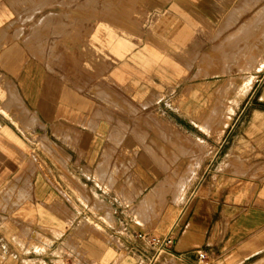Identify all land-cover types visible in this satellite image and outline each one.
I'll return each mask as SVG.
<instances>
[{
  "label": "rangeland",
  "instance_id": "obj_1",
  "mask_svg": "<svg viewBox=\"0 0 264 264\" xmlns=\"http://www.w3.org/2000/svg\"><path fill=\"white\" fill-rule=\"evenodd\" d=\"M149 1L0 0V51L6 49L11 51L9 62L0 61L6 66L10 65L5 71L0 64V127L1 124H8L21 134L27 150L26 153H22V167L31 164L67 199L63 200L60 197L53 201L39 199L35 201L36 206L39 209L47 206L64 208L69 213L62 216L66 223L84 224L88 230L85 235L95 234L108 245L113 243L120 245L118 236L109 228L114 227L126 233L121 218L122 220L126 218L135 229L163 234L170 229L189 195L210 192V189L218 193L222 189L229 191L240 189L239 182H226L228 181L224 180L226 176L234 177L235 181H239L240 178L250 181L261 179L264 175V169L259 168L258 163H254L259 155L256 150L264 151V0H221L220 13L197 24V31L187 48L171 41L163 29L162 32L156 29L163 12L160 11L158 4L151 6ZM163 1L159 2L161 7L166 4ZM121 18L124 20L121 21ZM118 38L124 39L128 46L151 43L161 49L181 53L186 59L187 68L190 69L187 77L192 81L196 80L198 85L204 80L212 82V88L207 92L209 97L207 104L198 105L204 109L197 111V113L208 111L207 118L191 117L196 128L187 121H182L186 127L195 128L197 138L203 141L204 145L193 151L182 150L177 143L187 141L181 137L186 133L180 134L173 125L175 114L173 112L175 106H178L177 97L189 92L190 85L187 83L192 81L184 77L185 81L181 85H187L173 92L169 89L170 92L163 97L164 100L160 104L157 101L162 94L151 92L145 97L152 99L146 106L142 105V101L136 96L129 95L128 88L118 87L113 83L107 70L120 56V51L115 48ZM258 53H261L262 62L257 61ZM13 54L15 55L12 56ZM13 58L18 68L22 63L26 73L32 65L42 73L46 71L57 75L80 93L95 97V112L102 110L103 113L97 111L98 113L94 115L104 124H94L90 127L107 128V140L114 147L116 145L114 151L106 154V158L123 161L127 157L120 151L119 145L124 147L125 144H137L152 160L154 167L149 170L156 179L146 190L167 177L173 170L178 172L183 188L175 193L173 198L172 191L165 195V204L174 209L173 217L166 227H160L157 219L146 220L139 217L136 212L137 206L145 191H136L129 183V177L123 172L128 170L125 166L112 168L110 174L115 177L113 180L118 182L111 184L112 186L106 185L113 190L111 194L117 198L107 200L112 207L114 221L105 220L91 205L90 200L94 194L91 187L85 185L89 198L81 195L84 190L68 171L65 165L66 158L62 155L60 147L61 140L52 134V129L58 127L68 130L70 135L67 139L69 144L74 146L79 143L78 131L70 125L75 126L77 122L83 124L84 122L75 116H71L69 121L60 119L59 116L67 117V114L66 110L58 109L56 119L50 120L47 124L39 121L37 125L29 127L34 122L28 125L32 120L28 119L30 116L23 111L25 109L20 110L17 103L7 101L5 82L7 79H13ZM99 86L118 91L125 100L138 107L137 111L122 105L106 103L94 90ZM240 88L242 93L238 94ZM168 98L170 100H167ZM8 102L10 103L8 108L13 107L12 113L7 108ZM230 106H233V111L228 113ZM13 114L15 117L20 116L25 125L21 124V120L15 122ZM238 118L240 119L236 120ZM118 126L119 130L116 129ZM230 129L234 132L240 130L242 135L240 139L243 140L237 144L238 157L222 164L230 140L229 134L232 132ZM43 135H46L57 149L54 157L49 156L38 145ZM251 138L256 140L255 149L252 148V142L247 140ZM49 159L58 164L61 176L68 181L69 194L56 182L47 164ZM189 163L196 164L190 166ZM119 176L122 178L119 179ZM231 179L229 178V181ZM245 187L254 194L257 193L259 185L249 182ZM23 198L24 196L21 200ZM171 199L173 203L170 202ZM250 200L257 204L263 203L257 195ZM24 204L26 203L22 202V206ZM42 218L37 217L38 231L48 230ZM90 220L94 224L90 223ZM24 234L27 235L28 232ZM31 235L33 236L32 233ZM33 237L43 244L52 243L43 235ZM53 245L58 246L59 242L54 241ZM109 246H111L109 250L115 253L116 247ZM85 249L86 246H81L76 240L65 247L62 246L63 252L68 253L69 264H94V261L89 259L91 255ZM124 255L122 249L120 252L117 251L116 262Z\"/></svg>",
  "mask_w": 264,
  "mask_h": 264
},
{
  "label": "crops",
  "instance_id": "obj_2",
  "mask_svg": "<svg viewBox=\"0 0 264 264\" xmlns=\"http://www.w3.org/2000/svg\"><path fill=\"white\" fill-rule=\"evenodd\" d=\"M160 1H149L151 6L158 4L160 11L163 12L156 29L158 31L163 29L171 41L183 48H187L190 44L197 31V24L205 18L212 19L217 16L222 6L221 0H164L163 3L166 4L163 7L160 6ZM120 20L123 21L124 18ZM115 48L120 51V56L108 68L107 74L115 85L128 88L129 95L136 96L144 106L151 103L152 99L145 98L151 92L162 94L157 101L160 104L164 100L163 97L165 98L170 92L169 89L173 92L182 86L184 77L192 81L186 75L190 70L186 66V59L183 58V54L174 50H164L151 43L128 46L122 38L117 39ZM9 52H11L10 49L0 51V61L9 62L11 59ZM13 61V79H7L5 82L7 101L17 103L20 110L25 109L23 111L30 116L28 119L32 120L28 125L34 122L29 127L37 125L39 121L47 124L50 120L56 119L58 109L66 110L67 114V117L59 116L60 119L69 121L71 116H75L79 121L84 122V124L77 122L75 126L70 125L78 131L79 143L74 146L70 145L67 139L70 135L68 130L58 127L52 129V134L61 140H59L60 147L62 155L66 158L65 165L68 171L84 190L81 195L89 198L85 185L91 187L94 191L90 200L91 205L105 220L114 221L115 216L107 200L117 198L111 194L113 190L106 185L118 182L113 180L115 177L110 174L111 169L125 166L128 170L123 172L129 177V183L136 191H145L137 206L136 212L139 217L146 220L157 219L160 227H166L173 217L174 209L172 210L169 204H165V195L172 191L173 198V195L182 188V179L178 177V172L173 170L167 177L146 190L155 182L156 176L149 170L154 165L142 147L137 144H125L124 147L119 145L118 148L127 158L123 161L106 158V154L114 151L116 145L114 147L107 140V128L90 127L94 124H104V122L100 123V118L94 115L98 111L95 112V97L80 93L57 75L46 71L42 73L32 65L26 73L22 63L18 68L15 65V59ZM0 64L5 71L7 67H10V65ZM187 84L190 85L189 92L177 97L178 106H175L173 112L175 113L173 125L180 134L186 133L183 137L177 132L187 140L185 143H177L180 148L193 151L204 145V142L197 138L196 125L191 117L207 118L208 111L200 110L201 112L198 113L197 111L204 109L200 107L201 105L207 104L209 100L207 92L212 88V82L204 80L198 85L196 80H193ZM94 90L106 103L122 105L136 111L138 109L133 103L125 100L118 91L100 86ZM169 98L167 100H170ZM9 105L8 102L7 108ZM8 110L12 113L13 107H9ZM98 112L103 113L102 110ZM162 113L165 115L164 111ZM13 117V119L21 120L20 116L15 117L13 114ZM182 121H187L195 128L186 127ZM20 122L25 125L22 120ZM116 129L119 130V126ZM231 129L222 164L238 157L237 144L243 140L240 139L242 136L240 130L234 132ZM187 135L189 137H186ZM247 140L252 142L253 149L257 147L254 138ZM38 145L51 157L57 153V149L46 135L40 138ZM25 146L19 132L8 124H1L0 264H31L36 260H41L45 264H58V262L69 264L68 253L63 252L62 246L65 247L73 240L83 247L86 246L85 250L91 255L89 259L94 261V264H203L198 258V249L204 251L208 264H264V175L261 179L250 181L241 180V178L235 181L234 177L226 176L224 179L228 180L226 182H239L240 189L236 191L222 189L219 193L210 189V192H196L189 195L188 200L182 204L178 217L167 230L168 232L172 229L175 233V241L153 262H150L149 245L136 236V232L143 229H135L126 218L123 220L121 218L120 221L124 223L126 233L114 227L109 228L120 240L119 246L117 243L109 245L116 247V254L117 251L120 252V249L125 254L116 262V254L109 250L111 246L106 241L95 234L85 235L84 233L88 230L85 229L84 224L69 225L65 222L62 216H67L69 213L64 208L47 206L39 209L36 206L35 201L39 199H51V201L59 197L63 200L67 199L58 188H53L52 182L48 181L41 172H37L31 164L22 167V153L27 152ZM256 151L259 155L254 163H258L259 168L264 169V151ZM47 164L56 182L69 194L68 181L61 176L58 164L56 165L50 159ZM195 164L189 163L190 166ZM106 168L108 170H105ZM119 177V179L122 178V176ZM229 178L232 179L229 181ZM249 182L259 185L257 193L251 194L246 190L245 184ZM178 186H180L179 189ZM256 195L263 203L257 204L250 200ZM22 202L26 204L22 206ZM170 202L174 201L171 199ZM38 216L43 217L44 226L48 230H37ZM90 223L93 221L91 220ZM27 232V235L24 234ZM31 233L33 236L43 235L52 243H40ZM54 241L59 242V245L54 246Z\"/></svg>",
  "mask_w": 264,
  "mask_h": 264
},
{
  "label": "built area",
  "instance_id": "obj_3",
  "mask_svg": "<svg viewBox=\"0 0 264 264\" xmlns=\"http://www.w3.org/2000/svg\"><path fill=\"white\" fill-rule=\"evenodd\" d=\"M136 236L149 245L151 249L150 262H153L160 253L165 252L175 241L176 235L171 230L164 234H154L150 231L140 230L136 232ZM198 258L203 264H208L205 253L202 249L197 250Z\"/></svg>",
  "mask_w": 264,
  "mask_h": 264
},
{
  "label": "bare ground",
  "instance_id": "obj_4",
  "mask_svg": "<svg viewBox=\"0 0 264 264\" xmlns=\"http://www.w3.org/2000/svg\"><path fill=\"white\" fill-rule=\"evenodd\" d=\"M111 1H112V0H111ZM68 2H69V1H68ZM40 5H41V4H40ZM259 56H260V57H259ZM258 57H259V58H258ZM257 59H258L257 61L262 62L263 59H262L261 53H260V54L258 53V55H257ZM254 65H255V64H254ZM259 66H260V65H259ZM237 93H238V94H241V93H242L241 88H240V90L237 91ZM233 100H234V99H233ZM228 109H229V112H228V113H231V111H233V106H230ZM13 118H14V117H13ZM12 120H13V119H12ZM14 121L16 122L17 120L14 119ZM223 123H224V122H223ZM203 126H204V125H203ZM203 126H202V127H203ZM179 187H180V186H178V189H179ZM182 188H183V187H182ZM183 193H184V192H183ZM180 195H181V194H180ZM180 195H179V196H180ZM179 196H178V198H180ZM181 196H182V195H181ZM178 198H177V200H178ZM179 200H180V199H179ZM181 201H182V200H181ZM175 203H176V202H175ZM167 207H168V206H167ZM87 219H88V218H87ZM88 220H89V219H88ZM90 222H91V220H90ZM93 223H94V222H93ZM31 264H45V263H44L43 261H41V260H36V262L33 261Z\"/></svg>",
  "mask_w": 264,
  "mask_h": 264
}]
</instances>
